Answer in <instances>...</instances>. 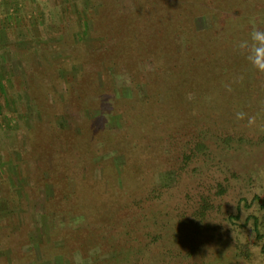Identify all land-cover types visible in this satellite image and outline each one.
Wrapping results in <instances>:
<instances>
[{"label":"rangeland","instance_id":"rangeland-1","mask_svg":"<svg viewBox=\"0 0 264 264\" xmlns=\"http://www.w3.org/2000/svg\"><path fill=\"white\" fill-rule=\"evenodd\" d=\"M173 1L178 7L187 5L181 7L184 16L166 11ZM209 1L0 0V231L15 233V224L7 222L13 220L10 206L29 211L28 230L9 237L8 243H1L7 238L0 237V248H5L0 264H75L76 253L84 264H128L110 260L129 246L134 248L127 254L137 264L142 252H147L145 264H264V72L239 71L249 66L245 61L233 62L224 71L214 58L206 60L200 44L212 43L210 33L190 37L199 42L190 41L196 49L191 56L183 54L185 44L159 54L157 40L145 36L172 28L176 15V26L182 29L176 33L186 39L185 30L207 23L195 14L198 7L210 4V11L222 10ZM161 2L168 8L162 9ZM190 2H196L189 6L192 11ZM241 3L246 9V2ZM193 57L195 62H186ZM171 59L179 62L175 65ZM170 60L173 64H168ZM209 63L212 71L206 67ZM229 78L234 82L227 84ZM165 90L171 93L166 104L159 95ZM151 94L149 102L140 103ZM186 107H197L200 119L215 121L218 125L209 130L214 135L228 139L232 134L245 145L238 148L235 140L227 152L205 151L175 178L169 165L186 148L172 133V125L181 122ZM158 124L166 126L156 129ZM149 128L154 131L140 135ZM73 142L75 148L70 147ZM87 143L104 146L89 154ZM70 149L74 150L69 160H64L68 162L61 163L63 152ZM76 157L78 168L71 165ZM47 159L60 168V175L59 185H47L44 196L55 194L59 186V203L68 201L73 214L89 217L88 226L50 235L51 246L44 238L56 225V213L33 203L36 197L30 194L24 193L29 199L18 205V188L32 184L22 178V185L18 173L24 169L23 176L27 167L39 172L45 167L41 160ZM145 160L148 166L154 160L152 173L142 177ZM101 161L105 162L101 168L91 166ZM159 161L164 165L154 168ZM150 177L154 193L147 198L148 190L140 189L135 195L136 183ZM132 179L138 182L133 184ZM97 183L103 186L102 193L94 192ZM136 201L132 215L144 221L135 238L138 243L134 235L130 241L125 238V223L114 221L131 217L129 206ZM200 202L204 209L193 221L190 214ZM174 208L178 218L174 214L169 220L161 213ZM36 217L43 231L30 230ZM172 232L177 239L171 238ZM211 233L214 243L202 245ZM39 236L42 242L36 243ZM61 238L70 242V248L64 249Z\"/></svg>","mask_w":264,"mask_h":264},{"label":"trees","instance_id":"trees-1","mask_svg":"<svg viewBox=\"0 0 264 264\" xmlns=\"http://www.w3.org/2000/svg\"><path fill=\"white\" fill-rule=\"evenodd\" d=\"M171 1L172 0H170V2ZM242 1L246 2L245 3L246 9H243L244 3H241V0H210L209 3L220 5L222 10H219L218 12L210 11V9H211L210 4L205 5L203 7H198L197 10H199V11H196L195 14L196 15L201 14L202 18L204 19L203 22H207V23H205V25L201 28L192 26L191 30L190 29L185 30L184 34H186V31L188 32L187 36H185L186 39L180 38V34L176 33L177 31H179L180 33L182 31V29H178L179 27L176 26V24L179 20V19L176 20L177 19L176 15L174 16L175 20L172 19V24L176 23L175 25H172V28L158 29L156 35L151 36V34L147 33V35H145V36H148L150 38L157 40L158 44L155 46V51H157V53H159V54H163L165 51L170 52V50H168V49H175V45L176 46H182V44L183 45L185 44L187 49L183 52V54H186L187 56H191V52L194 54L196 51V49H194V46H193L194 44L192 45V42L199 44V42H197L196 40H193L192 38H194L196 36H197L196 38H199V37L204 35L203 33H205V34L210 33V34H212L211 35L212 36V43L210 45H206V46H204L202 43L200 44L203 53H205V55H208L206 60L208 59L209 62H212V60H213L212 58H214V61L219 63L217 67H219L220 69H222L224 71L225 70L229 71L231 68V63H233V62H238V61L239 62H241V61L248 62L246 60L245 56L236 50L235 42L238 40H241V39L248 38L254 25L256 27H259V28H264V0H242ZM174 4H175V1L171 2L172 6L170 4H168L170 9H168L166 11L170 12L171 10L172 11L176 10L178 12L176 14H178L179 18H180V16L183 15V13H181V9H184L181 7L187 6V5H183V6L178 7L177 5H174ZM160 5H162V9L165 7L168 8L167 4L165 2H161ZM193 5L196 6V2H194V3L190 2L188 7L190 6L192 8ZM190 7H189V9H190L189 11H192V9ZM223 8H225V9H223ZM191 14H192V12H191ZM153 16H156V15H153ZM208 20H211V21L209 22ZM198 30H202V31H198ZM138 35L140 36L141 32L138 31ZM190 37H192L191 40H190ZM190 41H192V42H190ZM190 48H193V50L191 49L190 51H187ZM165 54H167V53H165ZM188 59L192 60L193 62L196 61L195 60L196 58L193 57V58H187L186 62L188 61ZM171 60L175 62V65L177 62H179V60H173V59H171ZM171 60H170V62H168V64H173V62H171ZM181 63H183V61ZM248 65L249 66H244V68H242V69L239 68L240 69L239 71L250 72V69H252L253 71H258L257 69L252 67L249 63H248ZM207 66H210V63L208 65H206V67ZM208 69L210 71H212L213 67L210 66V67H208ZM171 70H173V69H171ZM247 75H249V74H247ZM243 77H242V79H244ZM233 80H234V78L227 79V81H228L227 84L234 82ZM83 91H84V93H86L85 90H83ZM165 91L166 92H162V95L159 94L162 97V99L165 100V101H163L164 104H166L169 101V96H171V93H169V90H165ZM165 94H167V96H163ZM84 95H86V94H84ZM175 95L180 96L181 94H179L178 92H175ZM172 96H174V95H172ZM186 96H190V94H187ZM151 97H154V95L153 94L149 95V97L145 98L146 100L142 99L140 103L143 104V101H145V103L149 102ZM140 98L141 97H138L137 100ZM160 101H162V100H160ZM201 115L202 114L200 111H198L197 107H191L189 110H187V107H186V113L183 114V117H181V122L178 121L177 123L172 125V127H174V130L172 129V133L177 134V137L180 139L181 142H183L184 148H186V149L182 148L180 150L181 154L178 153L176 159L174 156L175 160L173 161V158H172L173 163L169 165V167H170L169 171L172 172L171 175H174L175 178L178 175L180 176L181 173L184 172V170L187 166H191V164H194V163L196 164L197 160L199 158L203 157L201 155L205 156V154H204L205 151H209L212 149L214 151V153H217V154L227 152L232 148V146H231L232 141H235V140L238 141V142H236V146L238 148L239 147L243 148V146L245 145V142L243 140H241L242 139L241 137L235 138L232 134L229 135L228 139H227V137L222 138V137L214 135L216 132H211L209 130L214 126H217L218 124L213 120L200 119ZM141 117H142V115H141ZM158 125H159V127H155L156 129L164 128L166 126L163 124L162 125L158 124ZM207 127H209V129ZM145 131H147V132H141L140 135H143L145 133L148 134L149 132H153L154 129L149 128L148 130H145ZM75 146H76V144H75V142H73V144L70 147L75 148ZM101 146H104V145L103 144H97V145L92 146V145L87 143L85 145V150H86V152H88L90 154L91 151H93V148H95V150L99 151ZM70 150H68L69 152L68 151L63 152V155H65V156L62 159L61 163L64 164V163L68 162L69 159L67 158V156L74 149H70ZM66 158L68 160L64 161ZM38 159H41V158L39 157ZM41 161L45 164V167L42 170H40L39 172H37L38 168L31 170V171H33V172H31V171H29V168L27 167V169H25V170H28V171L24 172L23 176H22V172L24 170L23 168H22L23 170H21L20 173H18L19 174L18 177L20 178L19 181L21 182L22 185H24L23 181L21 180L22 178H24L28 182L31 180V183H32L29 185L28 188H25L24 186H21L20 187L21 189L18 188L19 193H18V191H17V193L21 197L18 199V205L21 204V202L24 200H26V203H27V200L29 199L28 194H30L31 197H36V201H33L34 198L32 199L33 203L42 204L45 207V210H47L46 211L47 213H52V215H54L56 213V215H57L55 218L56 219V225L53 226L52 229H48L47 234L49 236L47 237V240H45V238H44V244L47 241L48 243H50V246H51L53 242H51L50 235L60 236L63 233H65V235H67V234L71 233L72 231H77V230H75L77 228H80V227L83 228L84 226H88L89 217L87 215H82L80 217V216H76L75 214H73L74 207L70 206V203L68 201H66L62 204L59 203L61 199H57V196H56L61 191V188L59 186L57 187V192L55 194H52L51 196H48V195L44 196L46 191H47V189H46L47 185H49V184L51 186H55V185L57 186V184L59 185V183H57L56 181L59 182V175H60L59 169L60 168L55 167L53 165V163L48 159L46 161L45 160H41ZM71 161H72L71 165L74 166V168H78L81 165V163L77 157L71 159ZM103 161H101L97 164L93 163L91 166L94 165L95 168L99 169V168H101V166H103L105 164V162H103ZM153 161L151 160V163L149 164V166L147 165L146 160L142 164L143 165L142 169L144 170V172L143 171H142V173L140 172L142 177L149 174V171H151V173H152V165H153L152 162ZM159 162L160 163H156L154 165V168H157L158 165H161V166L164 165L161 161H159ZM174 162H177V163H174ZM37 167H39V166L37 165ZM127 167H129L130 169H132V168L136 169V167H133V166H127ZM164 169H166V168H164ZM66 175H68V174H65L64 176H66ZM35 176H37V177H36V180L33 182V177H35ZM151 177H153V175H151ZM151 177H150L148 182L146 181L147 178H144L143 180H145V181L141 182L140 184L138 181H133V179H132L133 184L138 182L136 184L139 185V187H136V188L133 186L134 187L133 192L135 195H137L138 192H141V191H139L140 189H145V190L147 189L148 190V194H146L145 197H147L148 195H150L153 192ZM63 178L65 180L71 179V177L70 178L69 177H63ZM97 182L101 183V181H97ZM99 183L96 184V187L94 188L95 189L94 192L102 193L103 192V186L101 187V184H99ZM91 185H94V184H91ZM105 185H104V188H105ZM30 186H33V187H30ZM120 190H121V188L117 191V194L119 196H120ZM74 192H76V190H74ZM17 193L15 195L16 198H18ZM24 193L28 196L27 198L24 197ZM135 195H132V196L135 198L136 197ZM147 198H149V196ZM41 199L44 200L43 203L40 202ZM137 199H139V196H137ZM15 200L17 201V199H15ZM150 201H151V198L149 199V202ZM132 203H135V201H132ZM138 203H139V201H136L135 206H129V209H130L129 212L131 213V217H127V218L126 217H118V218L114 219V221L117 223H120V222H122V224L125 223L126 226H123L125 229V232L123 234H124V236H126L125 238L128 239L129 241H130V236L134 235V238H133L134 243H138L135 241V238H136V235L140 233L141 224L144 223V221L141 220L140 217H134L132 215L131 210H134V208L137 207ZM203 203L204 202L199 203L202 206L199 205L198 203H196L195 211L190 214V218H193V221L196 220V217H199V213H198L199 209H200V211H202V209H204L205 204H203ZM56 205L63 206L64 209L59 210L58 208H56L57 207ZM19 207H21V206H19ZM19 207L18 206H10L9 212L10 211L11 212H10V214L9 213L8 214L9 215L13 214V216L11 218L14 221L9 219L7 222L9 223V225L11 223L15 224V227H14L15 233H13L11 230H6L4 232L0 231V237L7 238V239L2 240L1 243H6V241L8 243L9 237H12L13 235L17 236L16 233H19L20 231H25L24 229H26V230L29 229V228L25 227V225L27 223V221L25 219V214L29 213V211H28L27 207H25L24 210H20ZM125 208H126V206H125ZM197 208H198V210H197ZM160 210L161 209H158L157 211H160ZM175 211H176V209L174 208V209H170V210H164L161 213H164L167 216L166 218L171 220V219H173L174 214L178 218V215L176 214ZM158 213H160V212H158ZM8 214L7 215H1V216H9ZM46 215H48V214H46ZM182 216L185 217L186 214H184ZM37 219L38 218L36 217L34 219V221L33 220L30 221L31 222L30 230L33 228H36V232L43 231L42 225L39 224V221ZM174 219H176V218H174ZM16 224H18V228H16ZM77 224H79V226H77ZM142 229L145 230V227H142ZM59 231L61 233H58ZM28 235H29V233H28ZM161 235L162 234H160V232H159V234H157L155 237H158V239H159ZM40 237L41 236L38 237L39 240L37 239L36 243L42 242L40 240ZM171 238L177 239V236L172 232ZM218 238L219 237H217L216 241L218 240ZM111 239H115V242H116L117 237L115 238L114 236H111ZM60 240H62L64 242V249L70 248V245H69L70 242L68 243L66 240H64L62 238ZM128 240H126V241H128ZM214 241H215V236L213 233H211L209 235V240L203 241V242H201V244L202 245H209V244L214 243ZM110 243H112V242H110ZM157 244L158 243L156 242V243H154V245H150V246L153 247V246H156ZM162 246H165V245H162ZM39 247H40V250H42L41 244L39 245ZM33 248L35 251V245ZM126 248L127 249L125 251L119 250L120 253H118L115 257L111 258L110 261L111 262H115V261L123 262V261H125L128 264L129 263L130 264H137V261H134V256L133 255L129 256L127 254V250H129L130 248L133 249L134 247L129 246ZM4 249L5 248H3V249L0 248V254H2ZM163 249H165V248H163ZM53 251H55V250H53ZM146 253L147 252H142L139 255V259H140L139 263L140 264H145L144 259H145ZM2 258L5 259V257H2ZM21 259H24V258L22 256H19V260H21Z\"/></svg>","mask_w":264,"mask_h":264},{"label":"clouds","instance_id":"clouds-1","mask_svg":"<svg viewBox=\"0 0 264 264\" xmlns=\"http://www.w3.org/2000/svg\"><path fill=\"white\" fill-rule=\"evenodd\" d=\"M235 48L243 54L248 63L260 72H264V28L253 26L249 37L235 42ZM239 118L243 117V113H238ZM254 118H250L252 123ZM75 264H84L79 253L74 255Z\"/></svg>","mask_w":264,"mask_h":264}]
</instances>
